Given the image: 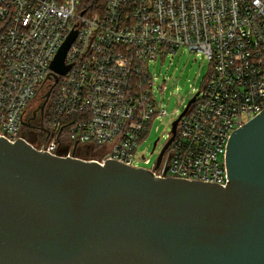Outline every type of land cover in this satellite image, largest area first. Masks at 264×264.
<instances>
[{"label": "built area", "instance_id": "obj_1", "mask_svg": "<svg viewBox=\"0 0 264 264\" xmlns=\"http://www.w3.org/2000/svg\"><path fill=\"white\" fill-rule=\"evenodd\" d=\"M80 5L0 0V136L51 154L69 145L68 156L102 164H149L139 147L168 115L157 96L167 85L156 88L152 69L187 48L210 62V73L175 133L183 111L172 122L160 165L157 158L145 168L158 177L226 186L228 141L264 109V0H108L92 14ZM73 29L69 70L57 82L47 79ZM53 84L35 127L29 111H41V104L33 101ZM37 129L42 139L31 140L27 133Z\"/></svg>", "mask_w": 264, "mask_h": 264}, {"label": "water", "instance_id": "obj_2", "mask_svg": "<svg viewBox=\"0 0 264 264\" xmlns=\"http://www.w3.org/2000/svg\"><path fill=\"white\" fill-rule=\"evenodd\" d=\"M76 36L47 79L69 70ZM68 151L0 136V264H264V109L228 141L226 186Z\"/></svg>", "mask_w": 264, "mask_h": 264}, {"label": "rangeland", "instance_id": "obj_3", "mask_svg": "<svg viewBox=\"0 0 264 264\" xmlns=\"http://www.w3.org/2000/svg\"><path fill=\"white\" fill-rule=\"evenodd\" d=\"M210 70L211 64L207 59L187 48L180 49L174 57L167 58L163 63L158 62L156 68L152 69L157 75L156 88L164 84L167 85V89L162 94L158 91L157 96L163 100L168 115L154 122L151 133L140 145L139 154H145L151 162L146 164L141 161L139 166L149 168L157 160L169 137L172 122L178 117V113L184 111L183 109L190 99L203 87ZM164 79L167 80L166 83H164ZM41 93L43 94V92ZM35 132L39 133V130L37 129ZM41 137L42 135L37 140L40 141ZM158 139L159 142L156 145L155 142Z\"/></svg>", "mask_w": 264, "mask_h": 264}, {"label": "flooded vegetation", "instance_id": "obj_4", "mask_svg": "<svg viewBox=\"0 0 264 264\" xmlns=\"http://www.w3.org/2000/svg\"><path fill=\"white\" fill-rule=\"evenodd\" d=\"M50 97V96H49ZM49 99L50 98H48L47 100H46V102H45V105H44V108L42 109L41 108V111H39V109L38 108H34V109H32V110H30L29 111V113L31 114V118L33 119V126H35V127H39L40 126V120L38 119V117H39V113H40V115H41V113H43V112H45L46 111V109H47V106H48V103H49ZM44 101H45V98H44V95L41 93V92H39L37 95H36V98H35V100L33 101V103H40V104H42V103H44ZM27 136L31 139V140H37V138H38V136L36 135V133L35 132H28L27 133Z\"/></svg>", "mask_w": 264, "mask_h": 264}, {"label": "trees", "instance_id": "obj_5", "mask_svg": "<svg viewBox=\"0 0 264 264\" xmlns=\"http://www.w3.org/2000/svg\"><path fill=\"white\" fill-rule=\"evenodd\" d=\"M108 0H81L80 8L87 14L102 13Z\"/></svg>", "mask_w": 264, "mask_h": 264}]
</instances>
